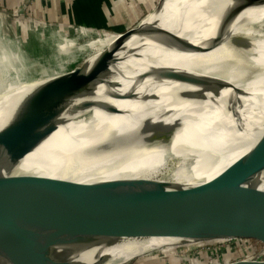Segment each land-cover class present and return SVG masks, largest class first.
Instances as JSON below:
<instances>
[{"label": "water", "instance_id": "obj_1", "mask_svg": "<svg viewBox=\"0 0 264 264\" xmlns=\"http://www.w3.org/2000/svg\"><path fill=\"white\" fill-rule=\"evenodd\" d=\"M167 2L154 0L118 25L104 27L87 37L78 36L79 45L105 34L112 38L100 48L83 50L77 60L64 62V66L60 65L62 58L49 55L47 63L55 67L41 70L34 67L37 73L32 81L2 89L0 180L15 158L34 149L57 128L77 97L95 92L104 70L117 61L116 54L132 39L140 43L175 42L189 53L207 55L223 44L225 32L243 12L264 7V0H230L227 6L225 2L222 9L211 12H217L215 33L197 42L162 24L161 14ZM18 15L22 14L0 8L3 22L19 19ZM198 28L197 23L193 31ZM196 70L171 67L162 72L160 80L198 85L204 71ZM32 82L37 83L31 87ZM205 86L216 93L225 87L243 91L219 78L207 79ZM187 91L181 90L179 96ZM157 98L156 93L140 97L146 101ZM213 133L216 135L203 140L212 145L208 153L204 152L205 159H225L240 147L253 143L237 172H244V177L264 172V129L239 127ZM131 139L130 133L115 131L94 148V153L99 156L117 153ZM92 152L93 149L86 151L74 163L84 162ZM193 161L197 159L192 158L185 165L183 160L177 161L167 174ZM76 165L63 177L29 176L21 182L4 184L0 181V264H104L101 260L106 258L85 263L73 256L91 252L103 255L105 248L129 239L150 244L151 239L170 240L144 250L142 256L151 258V264H167L159 254L160 249L200 252L206 264H264V178L228 196L144 177L91 190L92 183L72 178L80 175L84 167Z\"/></svg>", "mask_w": 264, "mask_h": 264}, {"label": "bare ground", "instance_id": "obj_2", "mask_svg": "<svg viewBox=\"0 0 264 264\" xmlns=\"http://www.w3.org/2000/svg\"><path fill=\"white\" fill-rule=\"evenodd\" d=\"M225 2L227 6L230 0H168L161 21L181 36L200 42L215 33L217 12H211L222 9ZM197 23L199 28L194 32ZM48 27L41 42L50 48L51 57L62 58V66L64 62L77 60L83 50L109 44L112 38L105 34L79 45L75 36L69 37L68 30ZM77 31L79 37L89 34L86 28ZM223 41L207 55H195L175 42L140 43L132 39L116 54L117 61L104 70L95 92L77 97L57 128L34 149L15 158L4 169L0 181L4 184L21 182L29 176L63 177L76 165L75 158L92 149V154L78 164L84 166L80 175L72 177L77 182L92 183L91 190L144 177L228 196L263 179L264 172L255 177L237 172L253 143L240 147L225 159L208 161L205 154L212 145L203 140L216 135L213 131L227 128L264 129V7L243 12L225 32ZM19 46L8 49L5 41L0 44V92L27 84L37 73L29 53L21 46L20 50L15 48ZM171 67L200 69L204 71L202 81L190 86L160 80L162 72ZM210 78L231 82L243 91L235 92L228 87L218 93L208 90L205 82ZM36 83L32 82L31 87ZM181 90L188 91L179 96ZM145 93H156L158 98L140 99ZM148 118L151 119L146 121ZM2 123L0 118V127ZM115 131L130 133L131 142L117 153L95 154L94 148ZM196 135L202 137L195 138ZM192 158L197 162L167 174L177 161L183 160L185 165ZM146 244L129 239L105 248L103 255L91 252L73 258L85 263L106 258L101 260L104 264H129Z\"/></svg>", "mask_w": 264, "mask_h": 264}, {"label": "crops", "instance_id": "obj_3", "mask_svg": "<svg viewBox=\"0 0 264 264\" xmlns=\"http://www.w3.org/2000/svg\"><path fill=\"white\" fill-rule=\"evenodd\" d=\"M154 0H0V8L26 12L41 23L66 27H113ZM40 24V25H41Z\"/></svg>", "mask_w": 264, "mask_h": 264}, {"label": "rangeland", "instance_id": "obj_4", "mask_svg": "<svg viewBox=\"0 0 264 264\" xmlns=\"http://www.w3.org/2000/svg\"><path fill=\"white\" fill-rule=\"evenodd\" d=\"M19 13L22 14V15H18L17 18L19 19H13V20L5 19L4 22L2 19L0 20V44L2 41L3 42L5 41V44L8 47V49H13L14 47H12V45L18 44V46L20 45L21 47L24 48L25 51L29 53L30 61L34 63L33 67L40 70L44 69V67L49 68L52 65V63L51 62L47 63L45 61H47V59L49 58L50 54L48 52L51 50L50 48H48V46L45 43L41 42L42 41L41 38L46 33V29L49 28L48 26L50 23H42V24L40 23L41 24L40 26V24H38V22L40 21L33 18V16L27 14L26 12H19ZM64 27L68 29L67 34L69 35V37L75 36L76 38H78L77 30L79 28H85L79 25L74 27H66V26ZM103 28L104 27L94 26V27H88L86 29L89 30V33H93ZM82 39L83 38H79V40ZM20 46L19 48L17 47L15 48L20 50L21 49ZM53 67L54 66H51V68ZM152 241H153L152 244H150L151 243L150 242L139 248V251L137 252L134 260L129 264H151L152 263L151 258L142 256L144 250L148 248H157L162 243L170 242L167 240L166 241L152 240ZM159 254L167 264H206L207 262L205 256L202 253L190 252V251L188 252L185 249L182 250L177 249L175 251L169 249H160Z\"/></svg>", "mask_w": 264, "mask_h": 264}]
</instances>
